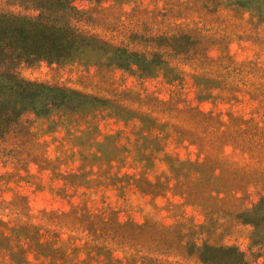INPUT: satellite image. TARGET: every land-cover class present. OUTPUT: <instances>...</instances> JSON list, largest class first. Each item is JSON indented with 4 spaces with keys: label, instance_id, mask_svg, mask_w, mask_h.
I'll return each mask as SVG.
<instances>
[{
    "label": "rangeland",
    "instance_id": "rangeland-1",
    "mask_svg": "<svg viewBox=\"0 0 264 264\" xmlns=\"http://www.w3.org/2000/svg\"><path fill=\"white\" fill-rule=\"evenodd\" d=\"M210 1H72L75 31L155 54L149 73L105 49L18 68L95 102L0 138V264H201L203 243L264 264V229L239 219L264 196V6Z\"/></svg>",
    "mask_w": 264,
    "mask_h": 264
},
{
    "label": "trees",
    "instance_id": "trees-1",
    "mask_svg": "<svg viewBox=\"0 0 264 264\" xmlns=\"http://www.w3.org/2000/svg\"><path fill=\"white\" fill-rule=\"evenodd\" d=\"M74 0H7L33 15L0 12V138L25 112L46 115L57 107H72L73 100L95 102L73 91L50 87L19 78L21 65L39 62L59 63L85 51H104L107 64L122 68L137 67L143 74L152 65L162 64L156 55L147 57L136 52L111 47L95 37L77 32L70 20L75 14ZM96 1V0H91ZM213 5L228 4L249 10L262 11L264 0H211ZM178 36L166 38L173 43ZM170 50L175 47L168 45ZM239 219L244 224L264 229V196ZM264 243V234L254 237ZM201 264H246L244 255L231 246H211L203 243L196 248Z\"/></svg>",
    "mask_w": 264,
    "mask_h": 264
}]
</instances>
